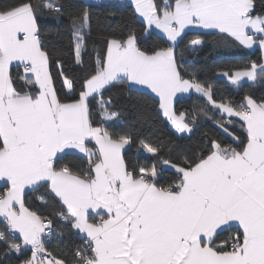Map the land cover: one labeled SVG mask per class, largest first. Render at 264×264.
I'll list each match as a JSON object with an SVG mask.
<instances>
[{"label": "snow or ice", "instance_id": "obj_1", "mask_svg": "<svg viewBox=\"0 0 264 264\" xmlns=\"http://www.w3.org/2000/svg\"><path fill=\"white\" fill-rule=\"evenodd\" d=\"M144 25L107 40L106 53L87 64L92 15L62 0H0V243L21 264H264V99L217 100L211 85L180 63L190 32L218 35L260 62L221 75L234 86L264 82V0H129ZM113 7L114 5H108ZM110 12L109 16H115ZM68 17L74 63L69 75L44 39L45 20ZM159 30L168 46L145 49L140 37ZM187 30V31H186ZM205 41L190 40L196 51ZM55 69V70H54ZM126 85L152 95L177 139L193 132L196 116L177 112L178 94H201L231 138L186 145L139 139L153 162L133 164L125 149L132 126L112 110L105 90ZM96 102L95 105L93 102ZM93 107L98 111L93 112ZM239 128L237 135L231 129ZM81 154L86 166L66 157ZM159 165V166H158ZM171 171V176H165ZM55 202L57 218L84 241L63 254L47 243L53 220L33 210L28 195ZM98 218V220H97ZM230 233V235H229Z\"/></svg>", "mask_w": 264, "mask_h": 264}, {"label": "trees", "instance_id": "obj_2", "mask_svg": "<svg viewBox=\"0 0 264 264\" xmlns=\"http://www.w3.org/2000/svg\"><path fill=\"white\" fill-rule=\"evenodd\" d=\"M70 12H77L85 7L89 9L92 15V37L89 43V55L85 57L87 64L94 67L96 54L99 53L101 58L106 53L107 40L113 37H119L127 32L129 27L134 28L138 33L143 29L142 21L133 14V9L129 4L118 2L104 3H86L82 0H62ZM159 2V0H158ZM172 2V0H169ZM114 5L109 7L108 5ZM110 12H115V16H109ZM68 17H64L61 23L54 20H45L44 22V39L49 44L50 51L54 52L55 59H59L64 70L69 75L75 73L82 75V70L74 63L71 38L68 28ZM200 36L205 43L198 47L196 51L190 48V40ZM139 43L142 48L155 49L168 46V41L158 32H148L140 37ZM179 43L178 52H182L183 56L180 63L184 68L188 69L189 74L185 78H191L190 73L195 72V79L204 84L205 87L211 85L214 91V98L219 100L230 99L239 103L246 95H251L258 101L264 99V82L243 83L240 87H236L224 79H220L218 75L224 71L235 72L246 66L250 61L260 62L261 52L259 49L248 51L232 43L230 40H224L218 35H202L199 32H190L183 37ZM55 70V69H54ZM105 100L111 98L112 110L120 113V118L132 126L134 135V143L125 151L126 159L133 164H142L145 161L152 163V158L141 152H137L139 147L138 140L148 138L152 143L158 144L163 141L166 152L168 144L186 145L192 150L198 149L202 141H206L210 137H215L230 143L231 138L228 137L216 125L215 121L224 117L208 105L203 99L197 97L181 98L176 104L177 112H184L190 118L193 114L196 116V122L193 126V132L184 139H177L170 123L158 111L157 99L152 95H142L138 91L129 90L126 85H116L103 93ZM95 101L93 104L95 105ZM98 111L97 107H93V112ZM237 135L241 130L237 127L231 129ZM71 161L76 166H86V160L81 154H73L66 157L65 162ZM159 166V165H158ZM164 175L171 176V171H165ZM0 191L3 187L0 186ZM38 196H45L47 193L41 189L39 192H32L28 195V201L33 210L38 211L45 216H49L53 220V224L57 229L60 239L53 240L47 244L49 250L54 254H63L65 250H71L75 246L81 244V237L71 226L60 221L56 212L60 209V205L55 202H49L48 205L43 204ZM3 224L0 223V229ZM230 235V233H229ZM5 246L0 243V264H21V260L30 255L29 251H25L23 256H15L9 254L4 256Z\"/></svg>", "mask_w": 264, "mask_h": 264}, {"label": "crops", "instance_id": "obj_3", "mask_svg": "<svg viewBox=\"0 0 264 264\" xmlns=\"http://www.w3.org/2000/svg\"><path fill=\"white\" fill-rule=\"evenodd\" d=\"M82 1H84V2H86V3H104V2H118V3H123V4H129V0H82ZM152 31H155V32H158L159 34H161L162 36H163V34L162 33H160L159 32V30H150L149 32H152ZM187 31V30H186ZM179 42V41H178ZM200 47V46H199ZM256 49H258V48H253V49H246V50H248V51H255ZM230 73H232V72H230ZM218 77L220 78V79H224L225 81H227L228 83H230L228 80H227V78H225V77H223L222 75H221V73L218 75ZM243 83H251V82H249V81H247V79L245 78V80L244 81H242V83L241 84H243ZM231 84V83H230ZM192 96H194V97H197V98H200V99H203L207 104H208V102L206 101V99L204 98V97H202L201 96V94H198V93H195V92H190V93H184V94H178V98H177V102L181 99V98H190V97H192ZM177 102H176V104H177ZM176 104H175V108H176ZM208 105H210V104H208ZM211 106V105H210ZM212 107V106H211ZM213 108V107H212ZM165 118V117H164ZM166 119V118H165ZM167 120V119H166ZM170 123V122H169ZM191 135V134H190ZM186 137H188V136H186ZM130 146H128V147H126V149H125V151L129 148ZM0 186L1 187H3V182L2 181H0ZM97 220H98V218H97Z\"/></svg>", "mask_w": 264, "mask_h": 264}, {"label": "built area", "instance_id": "obj_4", "mask_svg": "<svg viewBox=\"0 0 264 264\" xmlns=\"http://www.w3.org/2000/svg\"><path fill=\"white\" fill-rule=\"evenodd\" d=\"M53 227L55 228V230H56V233L58 234V232H57V229H56V227L54 226V224H53ZM59 240L60 239V237H58V235H54L52 238H51V240L47 243V244H50L53 240ZM61 240V239H60ZM82 242H81V244L80 245H82L83 244V240H81Z\"/></svg>", "mask_w": 264, "mask_h": 264}]
</instances>
